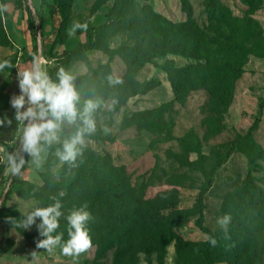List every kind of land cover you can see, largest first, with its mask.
Listing matches in <instances>:
<instances>
[{
  "label": "rangeland",
  "instance_id": "1",
  "mask_svg": "<svg viewBox=\"0 0 264 264\" xmlns=\"http://www.w3.org/2000/svg\"><path fill=\"white\" fill-rule=\"evenodd\" d=\"M115 1L107 0L98 5L96 0H0V4L8 5V11L0 14V62L8 61L11 65L0 72V119H12L10 126H0L1 173L9 167V154L20 159L17 145L24 125L15 121L10 99L20 92L17 73L31 67L34 55L46 61L44 67L47 72L54 69L53 81L57 79L59 68L71 72L81 96V109L88 99L102 101L94 114L96 131L86 136L82 155L76 160L77 167L62 163L56 155L63 140L76 130L75 125L65 122L59 133L60 142L52 145V154L46 147L40 167L28 156L19 179L26 182H15L14 179L11 183L0 208V264H204L201 246L208 235L198 228L196 219L197 199L207 182L203 171L191 165L199 160V154L186 152L180 139H186L191 146L202 149L201 162L206 169H211L229 151L232 152L227 163L216 171L214 184L204 196L205 225L213 232L222 231L216 221L227 214L224 208L227 196L251 194L252 187L258 192L264 191V106L260 109V103L264 100V56L257 53L249 55L244 72L236 81L234 99L223 118H219L220 130L214 133L209 129L207 120L209 116H217L215 113L211 115L208 91L204 88L187 89L185 101L180 103L175 100L166 71V65L171 61L177 67H184L194 63L193 60L171 54L155 56L152 62L145 64L136 61L134 66L131 63L134 57L129 58L125 51L134 45L128 28L115 35L96 36V43L104 50L85 47L92 28L107 23ZM136 1L149 5L153 12L174 23L193 20L205 32L209 48L223 44L235 49L243 40V31L233 20L221 21L217 28L225 35H216V29L212 26L215 20L206 9L207 0H187L191 7L190 18L181 0ZM215 1L227 7L243 25H247L248 20L257 23L264 45V0ZM54 3L63 10V22L52 16L50 5ZM30 5L34 7V30L42 35L40 44L38 34L36 39L32 30L28 10ZM256 6L260 7L254 10ZM74 22L87 23V29L78 30L69 37L67 30ZM251 44L247 43L246 46L251 47ZM106 48L118 51L110 58ZM109 77L118 78L122 83L110 84ZM132 77H135V82ZM152 80H156L154 87L145 90V85ZM258 115L261 117L259 129L249 138L248 131ZM151 122L153 127H149ZM13 146L15 151L11 152ZM106 157L112 160L114 166L124 169L133 184L154 182L148 196L158 195L155 203L157 220L152 221L147 237L151 240L157 237L156 249L152 247L154 243L147 242L135 254L124 255L123 246L115 242L114 229L117 226L114 222L109 226L114 242L112 246L108 247L104 240L92 239V247L77 257L64 256L59 248L53 252L37 248V241L43 237L39 235L36 225L25 229L20 222L35 208L54 203L51 197L59 193L56 184L77 181L87 166L92 169L98 165L97 159ZM8 175L10 180L12 175ZM86 195L79 196L78 207L83 204L89 207V196ZM61 202L64 216L60 218L57 231L63 232L66 240L65 217L72 208L66 205L65 197L61 198ZM174 206L184 211L186 216L185 223L176 227V221L172 218ZM163 216L162 222L160 219ZM8 218H13L16 223H11ZM39 222L38 219L36 223ZM90 226L91 221L88 228ZM162 228L165 233H162ZM162 234H166L167 239L174 235V239L163 242ZM255 242L243 258L264 264V254H261L264 244L259 238ZM241 243L245 245L246 241L241 240ZM219 254L225 256L223 249L218 255L214 253L217 260H220ZM216 264L229 263L221 260Z\"/></svg>",
  "mask_w": 264,
  "mask_h": 264
},
{
  "label": "trees",
  "instance_id": "2",
  "mask_svg": "<svg viewBox=\"0 0 264 264\" xmlns=\"http://www.w3.org/2000/svg\"><path fill=\"white\" fill-rule=\"evenodd\" d=\"M98 5H102L107 0H96ZM255 1V0H253ZM183 9L191 15V7L187 0H181ZM97 5V6H98ZM260 6H256L257 10ZM206 9L215 20L212 26L215 27L218 36H223L221 29L217 28L221 21H235L243 31V40L236 45L235 49L218 44L216 47L209 48L206 44L205 32L193 21L174 23L165 17L152 11L149 5H141L136 0H116L110 8L107 23L98 28H92L89 41L85 44L88 49L97 48L104 50L96 43V36L115 35L124 29L131 30V39L134 45L126 48V54L132 58V64L142 61V64L152 62L153 57H163L171 54H179L191 59L194 63L184 67H177L174 62L166 65V71L175 94V100L184 103L187 96V89L204 88L210 95L211 115L215 113L216 118H208V127L214 133L220 130L219 118H223L231 102L234 99L235 84L237 79L244 72V64L250 54L257 53L264 56V45L262 32L257 23L248 20L247 25L236 19L230 10L217 4L215 0H207ZM32 30L37 39V32L34 30L33 11L28 7ZM50 10L54 19L60 18L64 21V14L59 4H51ZM41 19V18H40ZM34 23V24H33ZM247 43H252L247 47ZM260 48L262 51L260 52ZM105 51L112 58L118 50L106 48ZM54 69L48 70V75L53 80ZM135 82V77H132ZM156 80H152L145 85V90L152 89ZM264 106V100L260 103V109ZM261 117L258 115L255 122L248 131L250 138L259 129ZM153 127V123L149 124ZM154 129V128H152ZM186 152H197L199 160L191 164L194 169L203 171L207 185L200 191L197 199L198 217L196 225L207 235H214L218 241L216 247H211L206 241L201 246V256L204 264H216L223 260L229 264H261L243 256L251 250L256 243V238L261 239L264 244V191L258 192L252 187L251 194H231L227 196L224 208L227 214L231 215V222L225 232H213L205 225L206 203L204 196L208 193L215 181L216 171L227 163L231 151L219 160L211 169H206L201 162L203 153L199 146H191L186 139H180ZM52 154L53 146L48 147ZM234 149V147H232ZM15 147L11 148V152ZM28 155L25 154L24 165L27 164ZM98 165L92 169H87L78 177L77 181H62L56 184V189L64 191L67 199L66 205L70 208L78 207L79 196H89V211L92 213V226L89 227L90 236L94 240H104L108 247L112 246L111 231L109 226L112 222L117 228L114 238L115 242L123 246V254H135L136 250L144 247L147 242L154 243L153 249L157 247V237L151 240L147 237L153 220H157V194L154 197L148 196V190L154 186L151 180L140 185L133 184L124 169L114 166L109 157L99 158ZM20 174L15 177V182L19 180ZM165 208V206H163ZM172 218L175 219L174 227L185 223V213L177 206L173 208ZM162 222L164 216L160 219ZM14 225V224H11ZM20 231L21 228L16 226ZM165 230L162 228V233ZM165 233V232H164ZM173 234V232H172ZM171 234V235H172ZM166 235V234H165ZM162 234L163 242L170 239ZM104 237V238H103ZM147 237V239H145ZM168 237V238H169ZM246 241L245 245L241 243ZM225 245L226 247H221ZM223 249L225 256H218L217 260L214 253L218 255ZM261 254H264V246Z\"/></svg>",
  "mask_w": 264,
  "mask_h": 264
},
{
  "label": "clouds",
  "instance_id": "3",
  "mask_svg": "<svg viewBox=\"0 0 264 264\" xmlns=\"http://www.w3.org/2000/svg\"><path fill=\"white\" fill-rule=\"evenodd\" d=\"M8 11L7 4H0V14ZM87 23L74 22L67 30V35L72 37L78 30H86ZM46 61L34 55L31 67L17 73L19 94L13 95L10 105L15 111L14 119L24 125L21 137V150L32 158V162L40 167L42 153L46 147L60 142L62 125H75V132L63 140L62 147L56 150V155L62 163H68L71 167H77L76 160L82 155L86 136L96 131L94 114L101 107L99 99H88L83 102L74 83V76L63 67L57 72V79L53 81L44 65ZM11 67L8 61L0 62V72ZM110 84L122 83L121 80L109 77ZM11 125L12 119L4 117L0 119V126ZM107 131V130H106ZM9 167L6 174L17 176L24 165V159L17 160L16 156L9 154L7 157ZM66 195L60 191L57 196H52L53 204L47 207H37L20 222L25 229L36 225L39 235L43 237L37 241V248L53 252L56 248L64 256L77 257L87 252L92 247V238L88 228L93 219L87 204L73 208L65 217L67 222V239L64 233L58 232L60 218L64 216L61 198ZM11 223H16L13 218H8ZM39 219V224L37 220ZM231 215L225 214L217 218L216 223L222 229L227 238L228 225ZM206 243L216 247L218 241L214 235H208Z\"/></svg>",
  "mask_w": 264,
  "mask_h": 264
},
{
  "label": "water",
  "instance_id": "4",
  "mask_svg": "<svg viewBox=\"0 0 264 264\" xmlns=\"http://www.w3.org/2000/svg\"><path fill=\"white\" fill-rule=\"evenodd\" d=\"M27 1H30L31 0H27ZM30 8L32 9V11H34V7L32 5H30ZM41 38H42V35H41V32L38 33V42L39 44L41 43ZM39 56H41V50L39 48ZM21 141V140H20ZM20 141L17 145V151L21 154L20 158H23L25 157V154L22 150H21V144H20ZM16 176H12L7 188L5 189L4 193L2 194V196L0 197V208L2 206V204L4 203L8 193H9V190H10V186H11V183L13 182V180L15 179Z\"/></svg>",
  "mask_w": 264,
  "mask_h": 264
},
{
  "label": "bare ground",
  "instance_id": "5",
  "mask_svg": "<svg viewBox=\"0 0 264 264\" xmlns=\"http://www.w3.org/2000/svg\"><path fill=\"white\" fill-rule=\"evenodd\" d=\"M8 178H9V175L8 174H6V171H5V173H4V175H3V178H2V181H1V185H0V195H1V193H2V191H3V189L6 187V185L7 184H9V182H10V180H8ZM12 178V177H11ZM8 186V185H7Z\"/></svg>",
  "mask_w": 264,
  "mask_h": 264
},
{
  "label": "built area",
  "instance_id": "6",
  "mask_svg": "<svg viewBox=\"0 0 264 264\" xmlns=\"http://www.w3.org/2000/svg\"><path fill=\"white\" fill-rule=\"evenodd\" d=\"M18 152V151H17ZM19 153V152H18ZM20 156H21V154H20ZM5 173V172H4ZM4 173H1L0 172V185H1V181H2V178H3V175H4ZM1 197V196H0Z\"/></svg>",
  "mask_w": 264,
  "mask_h": 264
}]
</instances>
